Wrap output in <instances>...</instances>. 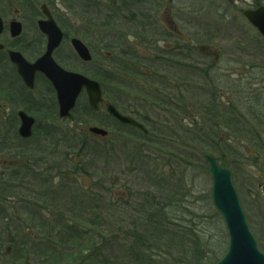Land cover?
I'll list each match as a JSON object with an SVG mask.
<instances>
[{
    "label": "rangeland",
    "instance_id": "1",
    "mask_svg": "<svg viewBox=\"0 0 264 264\" xmlns=\"http://www.w3.org/2000/svg\"><path fill=\"white\" fill-rule=\"evenodd\" d=\"M240 1L245 4H240ZM10 3L11 0H3L1 7L6 21L13 16V9L16 8ZM99 3L102 7V3H105V1L101 0ZM252 4L264 5V0H129L130 10L129 13H126L131 17L129 21H118L116 23V29L109 28L105 32L95 31L94 29V36L89 35V39L87 40L82 38L84 43L91 49L96 65L77 63L75 64L76 70L84 74L87 71L93 70V68L96 69L101 66L110 72L114 63H112V60H106L104 56L108 54L110 48L111 50L117 49L115 42H112V40L114 41L117 38L116 35H119L118 33H123L126 36L129 35L130 37L127 41L130 40L131 42L134 32L138 33L146 29L154 34L155 31L160 29H170L171 24L167 20L168 16L174 19L175 24L183 32L191 28L197 31L199 30V32L205 31L213 34V41H208V43L215 50H207L205 53L206 61H214L215 53L219 54L222 61L224 60L223 56H225L224 52L228 53L229 50L232 51L233 49L235 51L237 49L231 45L235 44L241 47L252 44L250 39L258 40L257 43L260 45V38L257 33L252 30V27L241 14L243 8L251 7ZM56 8L61 13L63 21H67V32L73 36L80 37L75 33L80 28V22H77L80 19L76 20L77 17H74V13L66 9L61 2ZM93 11L94 23H104V18L107 16V13L101 12L99 8ZM30 23V21H27L25 24V34H29V31L33 28V25ZM99 30H102V27ZM243 35L244 38H238ZM219 36L223 44L220 43L219 39H216ZM106 46H109V49ZM69 47L67 42L63 43L61 53L68 52ZM5 65L11 73L9 68L11 66L8 62H5ZM6 89H8V85H6ZM242 90L243 88L239 89V91ZM1 92V95H6ZM46 98H48V104H51V96L47 95ZM230 98H232L235 104L245 102L243 99L237 101L229 94H227V99L225 100L229 101L228 99ZM1 99L3 98L0 97V106L3 103ZM85 99V96H81L78 106L79 110L76 115L82 114ZM196 100L193 101L196 104L205 103L203 99L202 101ZM189 102L191 103V101ZM119 103L120 108H124L126 102L121 99ZM190 108L191 110L200 109L199 106H195L194 108L191 106ZM194 112L199 119L197 120L198 123H196L202 124L204 128H207L198 110ZM44 114H46V111L45 113L38 114L42 125L46 124ZM105 114V107L103 106L100 115L96 119L94 117L96 120L94 126L107 130L108 137L101 138L100 136H92L89 128H79L80 132L83 131L85 135L82 134L78 139L82 141V139L86 138L87 144L83 154L77 155L73 150H67L68 145L65 143L56 145L54 151L57 154L55 156L53 153L50 154L49 167L53 169L50 172L52 179L55 180L54 183L56 185H64L66 188L68 187L67 193L69 192L73 195H65L64 197L57 198L56 200H61V205H57L56 208L64 213L70 211L76 214L73 218L75 220H71V217L68 218L71 220L72 225L76 227L81 226V228L82 226L87 227L92 218L94 219V217L99 216L97 222L99 226L92 229L93 233L94 230L98 233L96 237L93 235L95 238L93 247L97 248V246L105 245L106 249L102 252H105L103 253L105 259H108L113 264H137L134 261V256H131L128 250L133 244L128 232L133 231L134 226H137L138 221L136 220L140 214L139 204L143 199L142 194L145 191L153 192L156 198L158 196L165 197L166 195H174L175 198L173 199H179L182 207L185 206V209L188 208L191 212L195 213L197 216H195V224L198 229H201L208 237L218 238V230L214 227H220V221L213 217L215 216L216 208L213 204L212 196H210L212 183L208 175L206 162L197 155L193 158L191 155L193 149L184 150L180 148L181 146L179 144H183L185 141L179 128H147L151 132L150 135L152 137H155V134L161 133L164 130L170 135L173 134V138L171 139L173 142H177V144L171 145L170 138L168 137L169 134H167L168 136L164 137L167 140H162L167 145L176 147V149L169 148L168 150H161L160 143V151L156 152L143 146L145 145L144 141L138 139L141 136H139L136 130L132 128H118V126L114 128L116 125L111 119L105 117ZM178 115L180 122L182 118L186 119V121H191L189 116L183 115L182 113ZM262 122L264 123V121ZM75 123L77 122L74 118L73 120L65 122L57 119V117L55 118V116L50 121V124L57 127L53 128V130H61V128L66 127L75 128ZM260 124L261 122L253 126L250 124L246 125V127H240L245 128V131L250 133L248 135H241L237 125L235 127L228 126V130L230 128L238 129L235 130L236 133L231 132L232 137L229 138L227 132L223 129L221 131L223 132V142L219 145L215 144L217 148L212 154L216 158L225 159L228 163L227 167L232 170L234 184L240 196L241 205L246 214L245 216H247L250 229L257 239L258 247L264 252L262 247L264 246V155L255 147L256 145L264 149V128H261ZM190 128L193 129L194 126ZM143 133L146 135L149 134V132ZM58 139L60 138L56 136L55 140ZM17 140L19 139H17L15 131L0 128L1 148H6L7 146L15 150L12 144L15 145L14 141ZM30 141H44V136L36 131V134H34V137ZM4 142H7L9 145H3ZM20 150L25 152L28 149ZM8 152V150L0 151V160L14 161V157ZM66 152H69L68 160H71L72 157L73 159L75 158V161L76 159L80 160L84 168L82 176L79 177L76 174L73 181L69 179L68 182L65 179V174L68 172L75 173V171H72L70 167H66L63 163L59 164V160H61ZM257 153L259 155L262 154L261 159L258 161L254 160L253 156L257 155ZM176 193H180V195H176ZM23 197L25 196H18L19 199ZM69 197H75V200ZM173 204L178 206L177 201H174ZM1 208L3 210L2 213L7 214V216L0 219V227H6L9 239L14 238L15 240L18 239V241L24 240L30 243L37 242L38 236H45L46 238L45 234H41L42 231L40 228L32 227L34 223L31 225L29 222L32 216H35L31 212H23L24 210H20L19 207L17 209L15 205L9 203L3 204L0 201V210ZM50 209L52 210L51 206ZM42 215L46 219L51 218L47 211ZM176 216H178V213ZM84 229L89 230L88 227ZM29 234H32L31 236L35 240ZM46 234L48 235V233ZM37 244L36 248L32 247L33 254L35 252L34 258L38 257L39 253L41 254L42 252V254L39 256L41 259L39 261L35 259L34 262L37 264H46L43 262L45 260L44 250H46L45 246H47L46 240L40 239V242H37ZM7 246L11 247L7 244L5 248ZM158 254H161L160 251H158ZM163 259L164 257L162 256L157 257L158 261H162Z\"/></svg>",
    "mask_w": 264,
    "mask_h": 264
},
{
    "label": "flooded vegetation",
    "instance_id": "2",
    "mask_svg": "<svg viewBox=\"0 0 264 264\" xmlns=\"http://www.w3.org/2000/svg\"><path fill=\"white\" fill-rule=\"evenodd\" d=\"M2 3L3 0H0V17L3 21V31L0 33V45L2 47L0 48V88H2V85H8L10 91L7 95L0 94V97L3 98L1 99L3 103L0 106V128L15 131L19 140L14 141L15 145L12 144L15 150L7 146L6 148H2V151H9L8 153L14 157V161L0 160V178L19 179L20 182L16 183L19 186L15 191L17 194L21 191V194L24 196H48L50 195L49 186L46 188L41 187L45 185L43 182L54 180L51 177L53 169L49 167V156L51 154V151H49V141L30 140L34 137L36 128H57L55 125L50 124L51 118L53 117L54 119V116L65 122L73 120L70 117L73 114L76 116V109L79 106L81 96L86 97L88 104L89 101L86 93L83 91L77 100V107L75 106L70 116L61 117L59 115L56 91L52 82L43 73L37 72L34 76V87H28L18 72V65L12 61L10 52L18 53L21 55L20 57H23L31 64L35 63L46 53L49 40L48 36L40 29L39 21L47 20V16L43 13L44 7H47L48 11H50L49 13H51L56 21L55 23L60 27L61 33H63L61 44L52 54L55 62L66 70L83 74V72L76 70L75 64L83 63L91 65L89 63H93L94 57L86 43L91 52L92 60L84 61L77 54L72 40L75 38L83 40L78 36H73L62 27L60 22L63 21V17L56 8L57 6L53 9L49 4L43 3L40 5L41 12L36 17H31L20 9L14 8L13 16L6 21V18L2 14ZM239 3L245 4L242 1ZM260 6L262 5L252 4L251 7L243 8L241 14L246 19L243 14L244 11L249 9L255 10ZM167 18L171 24L170 29L166 28L155 31V36L146 32L145 29V31L138 33L134 32L132 34L133 40L130 42V40L127 41L130 37L127 35V39L125 40L127 51L131 53L136 52L135 56L139 60L127 61V76L121 79H113L116 85L118 83L122 84L124 92L120 95L122 96L121 99L126 103L124 104V108H120L119 102L116 105V103L104 99V102L100 105V109L104 106L106 111L105 105L112 104L123 115L133 118L144 128H190L199 120L197 114L195 115L194 112L197 109L191 110L190 107L199 106V104L193 101L196 99L202 101L203 99L206 107L211 108L209 115L203 121L206 123L207 128H228L229 124L246 127V125L251 124L253 126L259 122H261V128H264V123L262 122L264 121L263 35L246 19L252 30L260 38H258L260 45L257 43L258 40L250 39L252 44L241 47L235 44L231 45L237 49L235 51L233 49L232 51L229 50L228 53L224 52V60L221 61L219 54L215 53L214 61H206L205 53L207 50H215L208 43V41H213V34L205 31L199 32V30L191 28L183 32L175 24L172 17L168 16ZM27 21H30V24L33 25L29 34H25V24ZM14 22H19L22 25V29L18 35H14L11 30V24ZM238 38H244V35ZM216 39H219L220 43L223 44L220 36ZM66 42L70 46L69 51L61 53V47ZM5 62H8L11 66L9 67L11 73L5 67ZM2 74L5 77V84L3 83L4 80L1 79ZM83 75H86V73ZM86 76L90 77L89 75ZM240 88H243V90L239 91ZM40 89L41 91L39 92ZM110 91L113 94L118 93L117 88L114 86L110 88ZM227 94L234 97L237 101L243 99L245 102H238L239 105L238 103L235 104L232 98L227 101L225 100L227 99ZM47 95L52 98L51 104H48ZM239 96L241 97L239 98ZM89 107L94 111L90 104ZM215 110L219 111L218 118L214 117L216 116ZM45 111L44 119L46 120V124L42 125L38 114L45 113ZM179 113L189 116L191 121H186V119L182 118L180 122ZM227 113H231L233 117L229 119ZM24 115L34 120L32 135L28 138L21 136L19 131L23 125L22 119ZM48 115L51 116L49 117ZM93 116H91V123L87 125H84L82 122L75 123V128L94 127ZM108 116L116 125L114 128H117V126L118 128H136L139 136L141 134L144 135L143 131L138 129L139 127L124 124L115 117ZM3 145L9 144L4 142ZM20 149L28 150L23 152ZM66 154L67 152L59 160V164L63 163L66 167L68 166L72 171H75V173L68 172L65 174L67 179L69 178L73 181L76 174L79 177L82 176L84 168L80 160L76 159L75 161L73 157L71 158L72 161L68 160L69 157ZM261 156L262 154L259 155L257 153L256 157L260 160ZM59 167L61 166L59 165ZM56 176L58 177V175ZM53 177L55 178L54 175ZM46 184L48 183L46 182ZM54 184L56 185V183ZM61 190L64 192L63 189ZM20 201L18 196L14 195L13 198L8 199L7 203L15 205L17 209L19 207L20 210L24 211H26V208L35 209L32 205L33 200H31V206L26 205L24 209L18 205L22 204L19 203ZM22 205L24 206L25 204ZM39 212L44 213L41 209ZM39 217L38 215L37 217L33 216V219Z\"/></svg>",
    "mask_w": 264,
    "mask_h": 264
},
{
    "label": "trees",
    "instance_id": "3",
    "mask_svg": "<svg viewBox=\"0 0 264 264\" xmlns=\"http://www.w3.org/2000/svg\"><path fill=\"white\" fill-rule=\"evenodd\" d=\"M99 1L101 0H96L95 2L94 0H11L10 4L29 14L31 17H36L38 14H40V5L43 3H46L47 5L49 4V6L54 9L56 6H59L61 2L64 4L66 9L74 13V17H77L76 20L80 19L77 21L80 22V28L75 33L84 40H87L89 39V35L94 36V29L95 31L99 32H105V30L109 28L116 29V23L118 21L127 22L131 18L126 14L127 12L129 13L130 10L129 0H102L105 1V3H102V7ZM98 8L101 12L107 13V16L104 18V23L102 22V24H95L93 21V10H98ZM66 22L61 21L60 23L64 29L68 30ZM101 27L102 30H99ZM146 32L150 33L148 30H146ZM118 34L119 35H116L117 38L114 41L112 40V42H115L117 49L111 50V48L109 49V46H106L109 51L108 54L104 56L106 60H112V63H114L111 68L112 70L109 72L108 69L99 66V68H93V70L85 72L87 73L86 75H89L90 77L94 78V80L96 79L101 83L100 85H102L104 99L116 103V105L118 102H120L122 98L120 94L124 91L122 90V84L118 83L116 85L113 79H121L122 77L127 76V61L139 60L138 57L135 56V54H137L136 52L131 53L127 51L125 41L127 36L123 33ZM150 34L153 36L156 35L155 33ZM95 63L96 62L93 61V63L89 64H94L95 66ZM135 75H137V73H135ZM4 78L5 77L2 74L1 79L4 80ZM3 83L5 84L6 81L4 80ZM112 86L117 88V94H113V92L110 91ZM0 89L2 90L3 94L6 95L10 91L9 89H6L5 85H2V88ZM84 104L85 105L83 106L82 114H77L76 116L73 114L70 118H74L77 123L82 122L84 125H87L92 122L91 116L94 115L93 117L96 119V117L100 115L102 108L98 111H93L89 107L87 99H85ZM199 107L200 109L197 110L201 114L202 119L205 120L209 115L211 108L206 107L205 103L199 104ZM78 110L79 107H77L76 112ZM215 111L216 116L214 117L218 118L217 116L219 115V111ZM51 115L48 116L50 117ZM108 115L109 114L106 112L105 117L110 119ZM227 116L229 119L233 117L231 113H227ZM95 119L94 122L96 121ZM227 121L229 122V120ZM228 126L235 127L236 124H229ZM237 128L239 129V133L241 135L250 134L249 132L245 131V128H240L238 126ZM237 128H230L229 130L228 128H204V125L194 123L193 129L179 128V130L182 132V135L184 136L183 140L185 142H183V144H178L181 146L180 148L184 150L193 149V153L191 154L193 158H195L197 155L198 157L204 159L205 153L212 154L215 152L217 145L222 144L223 132L221 131H223V129H225V132H227V136L229 138L232 137V133H236L235 130H238ZM132 129L137 131L136 128ZM35 130L44 136V140H49V151H51L54 156L56 155L54 150L56 149V145L58 146L59 143L67 144V150H73L77 155L83 154V151L86 150V138L82 139V141L78 139L82 134L85 135L83 131L80 132L79 128H61V130H53V128H36ZM150 134L151 132L149 131V134H141V138H138L144 141L145 145L143 146H146L150 150H154L156 152L160 151V143L161 150H168L169 148L176 149V147L169 146L164 142L167 140L164 137L168 136L167 134H169L164 130H162L161 133L155 134V137H152ZM172 135L169 134L168 136L170 138L171 145L177 144L176 141H172ZM56 136H58L60 139L55 140ZM162 139L166 140L163 141ZM215 144L217 145L215 146ZM255 147L258 149V151H260V153L264 154L263 148L256 145ZM0 151H2V148H0ZM68 154L69 152H67L66 156H68ZM253 156L254 160L258 161L256 157L257 155ZM217 159L219 160L220 164L226 167L228 166V163L225 159ZM66 180L68 182L69 178H66ZM17 182H20L19 179L0 178L1 203L6 204L8 199L13 198L14 195L23 196L21 191H19L20 193L18 194L15 192L19 187L16 185ZM46 182L48 184H46ZM46 182H43L45 185H42L41 188H46L49 186L48 188L50 189V195L25 196L19 199L21 200L19 203L25 205L23 206L22 204H18L20 207H22V209H24L26 205L31 206V200H33L32 205L35 209L31 210L26 208V211H28L23 212H31V214L35 215L36 217L37 215L40 216L37 219H33L32 216V219L29 220V222L31 225L34 223V226L32 227L40 228L42 231L41 234L46 235V238L45 236H38V239L36 240L37 242H40V239L46 240L47 246H45V260H43V262L46 264H113L108 259H105V255L103 254L105 252H102L106 249L105 245L97 246V248L93 247V241L95 239L94 237H96L98 233L95 230L93 233L92 229L96 228V226H99L97 223L99 216L91 219L89 225H87L89 230H85L84 228H87L85 226H82V230L81 226L76 227L72 225L71 220H75L73 218L76 214L70 211L65 213L61 212L60 209L56 208L57 205H61V200L59 201V199H56L64 197L65 195H73L69 192L67 193L68 187L66 188L64 185H55L54 180H48ZM61 189H63L64 192H62ZM176 195H180V193H176ZM172 196L166 195L165 197L158 196V198H156V195L153 192H143V199L139 204L140 214L136 220L138 221L137 226H134L133 231L128 232L133 241V244L128 250L129 253H131V256H134L135 263L169 264L170 262V264H213L218 261L226 253L229 244V238H226L228 237V234L219 212L216 210L215 216H213L214 219L217 218L220 221V225H218L221 228L214 227L218 230L219 237H208L206 233L202 232L201 229L196 227L195 213L191 212L188 208L185 209V206L182 207L181 203L179 202L180 200L173 199L175 196ZM69 198H73L75 200V197ZM173 200L177 201L178 206L173 204ZM50 206L52 207V210L50 209ZM40 209L43 212L47 211L51 218H44L42 215L43 213L39 212ZM2 211L3 210L1 208L0 219L7 216V214L5 215L2 213ZM177 213L178 216H176ZM68 217H71L72 219L69 220ZM0 228V264L1 262L2 264H37L34 262V260L36 259L39 261V259H41L39 256L42 254V252L41 254H38V257L34 258L35 252L33 254L32 247L36 248V245L40 243L37 244L35 241L28 243L24 240H15L14 238L9 239V234L6 230V227L1 226ZM46 233H48V235ZM29 235L31 236L32 234ZM33 239L35 240V238ZM7 244L11 247L7 246L5 248ZM262 247L264 250V246ZM158 251H160L161 254H158ZM161 256L164 257V259L162 261H158L157 257Z\"/></svg>",
    "mask_w": 264,
    "mask_h": 264
},
{
    "label": "water",
    "instance_id": "4",
    "mask_svg": "<svg viewBox=\"0 0 264 264\" xmlns=\"http://www.w3.org/2000/svg\"><path fill=\"white\" fill-rule=\"evenodd\" d=\"M49 12L48 8L44 7L43 13L47 16V20L39 21L40 29L48 36L49 40L46 53L33 64L15 52H10V57L18 65V72L28 87H34V76L37 72L43 73L52 82L61 117L70 116L83 91L86 93L90 106L98 111L104 102L101 83L81 73L62 68L53 58V51L61 44L63 33ZM243 14L264 38V5L255 10H246ZM2 25L3 21L0 17V33L3 31ZM21 29L22 25L19 22L11 24L14 35H18ZM72 43L77 54L84 61L92 60L91 52L83 41L75 38ZM0 48H2L1 45ZM105 106L107 113L120 122L137 126L145 133L149 132L133 118L123 115L114 105L107 104ZM22 120L23 125L19 129L21 136L31 137L34 120L25 115ZM89 132L101 138L108 137V131L102 127L94 126L89 128ZM204 161L212 183L210 196H212L213 204L223 219L228 234L227 238H229L226 253L213 264H264V252L258 247L257 239L250 229L234 184L232 170L220 164L213 154L205 153Z\"/></svg>",
    "mask_w": 264,
    "mask_h": 264
}]
</instances>
